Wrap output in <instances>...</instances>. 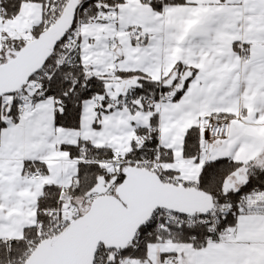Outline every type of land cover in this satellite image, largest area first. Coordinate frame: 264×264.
<instances>
[{"label":"crops","instance_id":"obj_1","mask_svg":"<svg viewBox=\"0 0 264 264\" xmlns=\"http://www.w3.org/2000/svg\"><path fill=\"white\" fill-rule=\"evenodd\" d=\"M157 1L120 0L94 22L83 21L78 46L81 64L109 85L106 96L83 104L78 130L56 125L57 103L42 98L43 93L32 97L17 125L4 119L7 127L0 132V240L22 239L27 228L37 226L39 215L47 210H39V203L48 187L60 190L64 207L66 191L77 183L80 165L86 162L84 150L78 148L81 143L110 149L115 160L108 164L121 163L135 142L141 145L144 141L137 137V130L154 128L158 152L163 153V174L178 172L174 179L186 186H196L206 163L220 158L242 164L224 184L229 191L246 183L251 166L264 168V0H253L256 8L247 7V0H181L173 4L159 0L160 9L154 7ZM44 16L43 5L25 4L13 20L0 18V51L6 39H31ZM131 29L145 32L143 43L129 40ZM187 72L191 75L181 92ZM119 73L137 76L123 79ZM174 75L169 90L175 97L179 92L183 95L173 103H163L155 117L140 101L130 100L141 78L164 85ZM102 102L107 107L99 110ZM206 116L229 118L231 134L227 140L210 141L208 160L203 161L201 130L197 163V158L185 156V138L192 128H201ZM104 139L108 142L99 144ZM34 171H41L43 178H28ZM236 217L235 224L228 227L232 236L223 243L201 247L173 239L152 243L165 246L157 264L171 256L178 258V264H264V218ZM164 254L166 259H162ZM138 262L153 263L149 249L144 258H128V264Z\"/></svg>","mask_w":264,"mask_h":264},{"label":"water","instance_id":"obj_2","mask_svg":"<svg viewBox=\"0 0 264 264\" xmlns=\"http://www.w3.org/2000/svg\"><path fill=\"white\" fill-rule=\"evenodd\" d=\"M78 7L79 0H69L55 23L0 66V99L20 92L44 69L56 47L72 30ZM190 75L187 72L182 77L180 91ZM175 78L174 75L164 87L172 86ZM116 183V177L109 183L105 178L98 179L90 192L96 197L88 210L78 219L65 218L69 221L67 227L60 234L42 240L25 264H94L101 246L127 249L157 211L206 215L216 203L211 194L196 186L166 183L156 173L138 166L128 167L123 181ZM229 190L224 187L225 194Z\"/></svg>","mask_w":264,"mask_h":264},{"label":"trees","instance_id":"obj_3","mask_svg":"<svg viewBox=\"0 0 264 264\" xmlns=\"http://www.w3.org/2000/svg\"><path fill=\"white\" fill-rule=\"evenodd\" d=\"M181 1V0H164V3H170L173 4L174 2ZM15 0H4V3L6 5H9L8 11L4 12L3 8H0V18L3 21H9L13 20L14 18L18 17L23 9V6L25 4H41L45 8V18L42 22V24L38 27H36L32 31L31 39H6L3 42L2 50L0 51V66L9 62L12 60L19 51L22 50V48L29 43L31 40L37 38L44 30L48 29L50 25H46V19L48 17L47 12V5H51L56 2V0H20L19 7L15 9L14 13L12 8L10 7ZM67 2V0H66ZM65 2V3H66ZM117 2H120V0H80V4L83 5L84 8L88 9V12L86 14L81 13L80 16L82 17L84 22H88V19L90 17L93 18H99L100 14L105 12L108 8L116 6ZM158 3H161V1H157ZM184 2V0H183ZM87 5V7H85ZM160 9V8H159ZM62 43H60L54 52V54L50 57L48 62L46 63L44 69L38 73L37 75L33 76L31 79V82L36 81L40 79L42 83V88L40 90H37L34 92V96L36 97L37 94L43 93L42 98H53L57 103V111L55 116L56 125L61 128H67L72 130H78L80 128L81 124V114L82 110L79 113V119L77 120V113L75 110V107H73L72 112L70 114V117H66L65 120L58 122V113L63 114L64 113V107L62 106L64 104L63 99L57 98V96H47L46 93L49 90L46 85L50 80L53 79L51 73L53 69H58L62 67H68L69 70L72 72L73 76L76 77V83L78 85L81 84V81H83V84L81 85L83 88H91L93 91V96L90 100L100 98L102 96L107 95L108 91V81H106L103 78L96 77L91 75L87 68L84 67L81 64L80 60V53L78 47L70 53V55L67 57V59L61 63L59 62V56L61 54ZM9 52L15 54L10 55ZM69 61H71V65H74V67L69 66ZM119 76L121 78H133L134 76H137L135 73H119ZM95 79V83L89 85L87 82ZM62 85H56L55 87H61ZM165 89L169 90L171 87H164V85L160 83H155L151 81H147L143 78L139 80V84L135 87V89L132 91L130 95V100L132 102L140 101L142 103V100L144 98L152 97L157 98L161 93L165 92ZM183 92V91H181ZM179 92L178 95L181 93ZM28 94V88H23L20 92L14 94L12 97V102L8 103L9 106V112L8 109L3 108V103L5 102L4 99H0V132L7 127V123L4 120V116H8L10 118H18V107L21 101V98ZM107 107L106 102H102L100 105L99 110H103ZM189 134H192L193 136H198V147L194 146L195 155H189L187 152V137ZM201 128H192L188 131L186 138H185V156L187 158H197L199 155V152L201 150ZM137 137H144V141L141 145L137 144L136 142L133 145V150L126 155L125 158H123L121 161V165L119 166L120 173L117 174H108L106 172V168L103 165V163L108 164V162H112L115 160V154L110 149H99L91 146L88 143H81L78 148L82 147L84 149L83 155L86 160V162L82 163L79 168V172L77 175V183L68 189L66 191V195L68 199L73 200L74 198H78L82 195H85L87 198H91L90 201L85 206V211L88 210V207L90 203L93 201V199L96 197L95 195L90 194L92 189L97 185V181L100 178H105L107 180V183L110 182L111 179L114 177L117 178V183L119 184L124 179V171L130 167L134 166L135 162L137 161H143V160H151L158 152V134L154 133L152 129H143V130H137ZM155 142L156 146L152 147L151 145ZM81 151V150H80ZM142 153L139 158H137V153ZM216 161V160H215ZM210 161L206 163L205 167ZM242 166L237 168L233 173L235 174L239 170H241ZM252 170V166L249 168V172ZM204 171V170H203ZM168 172H164L163 175H161V178L166 183H175V177L168 176ZM203 175V172H202ZM201 175V177H202ZM121 176H123V179H121ZM231 177V176H230ZM229 177V178H230ZM228 178V179H229ZM249 179V173L248 178L246 180V183ZM227 181V180H226ZM225 181V182H226ZM224 182V184H225ZM264 183V182H261ZM188 186V185H187ZM198 189H201L209 194H211L215 198V202H217L216 199V193H218L219 190V184H217L216 188H206L201 185V178L196 185ZM223 192L224 191V185H223ZM113 194V190L110 192ZM227 194V193H226ZM86 198V199H87ZM62 202L60 199V190L55 187H48L45 190V194L43 195L42 199L39 203V210L43 209H51L55 208L57 206H62ZM236 216H234L233 219L228 220L227 223H225V220L221 223V226L223 227H231L236 222ZM47 217L39 215L40 222L47 221ZM51 219H55L54 216L49 217V221ZM149 224V223H148ZM146 226V225H145ZM176 228H178L176 226ZM201 233V237L195 239L194 241L189 242L187 239L186 234L184 236H181L179 234H173V230L168 227L166 230L158 231L154 229L153 236L152 237H142L141 232L138 233L137 238L139 239V247L138 249H134L132 245H130L127 249L121 250L120 257H127V258H133V257H142L144 258L146 256V250L148 249V246L152 243H155L157 241H162L166 239H173L175 241H178L180 243H191L194 247H201L205 245V233L204 229H197ZM158 232V234H157ZM39 227H31L27 228L24 233V237L22 239H14V240H0L3 242L2 245H0V264H25L26 260L29 258L31 252L33 249L39 244L41 241V237L39 235ZM152 240L151 243L147 244V247L145 248V244L148 240ZM5 246H8L10 248V252L5 254L3 249ZM112 249L104 248L101 246L98 250V253L96 255L95 263L94 264H100V257L103 256L106 258V262H111V264H117V261L120 258L115 259H109L107 255H105L106 252H111Z\"/></svg>","mask_w":264,"mask_h":264},{"label":"built area","instance_id":"obj_4","mask_svg":"<svg viewBox=\"0 0 264 264\" xmlns=\"http://www.w3.org/2000/svg\"><path fill=\"white\" fill-rule=\"evenodd\" d=\"M66 0H56L55 3L47 5L48 17L46 19L45 24L51 25L53 24L61 15L62 10L65 6ZM88 12L87 8H84L83 5L80 4L76 26L72 29V31L68 34L65 40L62 43V51L59 56V62L63 63L67 57L70 55L72 51H74L79 43L81 38L80 26L83 23V19L80 16L81 13L86 14ZM94 18L90 17L88 22H94ZM127 36L129 40L134 44H141L144 42L146 38V34L142 30L131 29L128 31ZM42 88V83L40 79L32 82L33 91L40 90ZM44 93V92H43ZM31 96H23L21 98L19 107H18V118H10L9 124L12 126L17 125L18 119L22 118L26 113L27 105L32 102ZM175 101V93L172 90H167L161 93L157 98H144L142 100V105L146 111L151 113L152 116L155 117L157 114V108H159L163 103H173ZM3 108H8V103H3ZM202 136L205 144V149L200 154V157L203 161L208 160V149L210 147V141H221L227 140L231 134V120L229 118L217 117V116H206L203 118L201 123ZM152 131L155 133V129ZM82 149H84L82 147ZM163 153L161 151L154 154L151 160H143L135 162V166L145 168L150 170L153 173H156L161 177L163 175L162 166H163ZM28 178L34 180H40L43 178V173L41 171H34L27 175ZM178 183L177 181H175ZM232 210V205L229 204L227 206L218 205L215 203L211 210V221L213 227L211 229V235H208L205 238V243H223L229 240L232 236V233L229 228L221 226V223L224 221L225 214ZM43 216L49 219L50 216H54L55 219H51L49 221L38 222L37 226L39 227V231L41 232V239H47L52 236L60 234L65 227L69 224L68 219L71 220L78 219L80 216L84 214V211L79 209H72L68 211V214L65 215L59 209H47L43 210L41 213ZM204 216L202 214L195 215H181L168 210H159L155 212L152 221L155 220L158 224L160 220L167 219L171 222L172 225L179 227L180 224H187L188 221H191L193 224L197 225V229H204L200 227V224L204 223L203 221L198 222V218ZM234 216H255L264 218V193L255 195V198L247 197L242 201V206L239 207L238 213H234ZM151 221V222H152ZM150 222V223H151ZM169 226H165L164 224H159L158 231L166 230ZM139 239L136 237L132 242V246L134 249H138L139 243L137 244ZM120 250H112L111 252H106L105 255L108 256L109 259H119V264H128L127 257H120ZM163 264H178V258L176 256L168 257Z\"/></svg>","mask_w":264,"mask_h":264},{"label":"snow or ice","instance_id":"obj_5","mask_svg":"<svg viewBox=\"0 0 264 264\" xmlns=\"http://www.w3.org/2000/svg\"><path fill=\"white\" fill-rule=\"evenodd\" d=\"M20 0H15V2L10 6L13 10L19 7ZM87 7V5H85ZM154 7L159 9L162 7L160 3H155ZM0 8H3L4 12L8 11L9 5L4 3V0H0ZM63 43V41L61 42ZM69 66L71 65V61H69ZM53 79L48 82L46 87L49 89L46 93L47 96H57L59 99H63L64 104V113L61 115L58 113V122L65 120L66 117H70L73 107H75L77 113V120L79 119V113L82 110V106L88 100H90L93 96V91L91 88H83L81 84L78 85L76 83V77L73 76L72 72L68 67H62L58 69H53L51 73ZM89 85L95 83V79L87 82ZM56 85H62L61 87H55ZM167 91V89H165ZM183 93H180L175 97L176 100H179ZM155 147V142L151 145ZM194 146L198 147V136H193L189 134L187 137V152L189 155H195ZM142 153H137V158ZM197 163H199V158H197ZM242 164L237 163L231 158H220L216 161H210L203 171V175L201 177V185L206 188H216L217 184H219L218 193H216V199L218 205L227 206L229 204L232 205V210L225 214V223L228 220L234 218V213H238L239 207L242 206V201L247 197L255 198V195L264 193V168H257L255 165L252 166V170L249 172V179L247 183L239 185L235 191H230L227 194L223 192V185L226 180L232 173ZM179 175V173H174L173 171H169L167 173L168 176ZM123 179V176H121ZM183 182V181H181ZM211 213H208L204 216L198 218L199 221H203L204 223L200 224V227L204 228L205 237L211 235V229L213 227L212 221L210 219ZM159 224H164L165 226H169L173 230V234H179L184 236L186 234L189 242L194 241L197 238L201 237L200 231L197 230V225L193 224L191 221H188L187 224H180L178 228L175 225H172L170 221L167 219L160 220ZM159 224L153 220L151 223L142 227L140 232L142 237H152L154 229H159ZM158 234V232H157ZM152 240H148L145 244V248L148 243H151ZM139 241H137V244ZM3 242L0 241V245ZM4 253L7 254L10 252V248L5 246L3 249ZM167 255L164 254L162 259H166ZM10 264V262H9ZM100 264H111V262H106V258L100 257ZM119 264V260L117 261Z\"/></svg>","mask_w":264,"mask_h":264},{"label":"rangeland","instance_id":"obj_6","mask_svg":"<svg viewBox=\"0 0 264 264\" xmlns=\"http://www.w3.org/2000/svg\"><path fill=\"white\" fill-rule=\"evenodd\" d=\"M248 5H252L254 6V8H256V6H258L253 0H247V7ZM258 8V7H257ZM260 22H262L263 20H259ZM12 54H15V52L11 53L9 52V57L10 55ZM28 93H32L33 89H32V85H29L28 87ZM176 94V93H175ZM5 101H8V102H12V97L11 96H6L3 98ZM5 120H10V117L8 116H4L3 117ZM96 125H99L100 123H98L97 121L95 122ZM98 129V128H97ZM106 135V134H105ZM104 135V136H105ZM103 136V137H104ZM107 136V135H106ZM99 144H101L100 142H102V144H106L108 141H106L105 139L103 141H98ZM209 144H211V142H209ZM118 161V160H117ZM103 165L105 166L106 168V172H108V174H119L120 173V170H119V166L121 165L120 162H116V163H113V164H105L103 163ZM85 195H82L78 198H74V201L71 200V199H68V201H65L64 203V207L62 206H57L55 207L54 209H59L61 212H63L65 215L68 214V211L72 210V209H83L88 203V201L91 200V198H87ZM73 201V202H72ZM77 205H80V206H77ZM53 209V208H51ZM40 237L42 236L41 235V232L39 233ZM165 243V242H164ZM157 244L153 245V244H150L148 246V249H149V257H150V261H153L152 264H157V261H158V255H159V252L163 251L165 249V246L163 245H158L156 246ZM139 263V262H138ZM140 264V263H139Z\"/></svg>","mask_w":264,"mask_h":264}]
</instances>
